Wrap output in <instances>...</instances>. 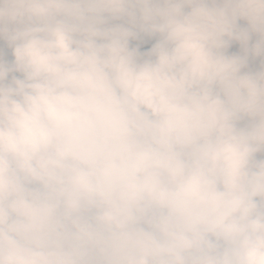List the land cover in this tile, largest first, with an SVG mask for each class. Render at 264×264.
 Returning <instances> with one entry per match:
<instances>
[{
    "label": "clouds",
    "instance_id": "1",
    "mask_svg": "<svg viewBox=\"0 0 264 264\" xmlns=\"http://www.w3.org/2000/svg\"><path fill=\"white\" fill-rule=\"evenodd\" d=\"M0 41V264H264V0H0Z\"/></svg>",
    "mask_w": 264,
    "mask_h": 264
},
{
    "label": "rangeland",
    "instance_id": "2",
    "mask_svg": "<svg viewBox=\"0 0 264 264\" xmlns=\"http://www.w3.org/2000/svg\"><path fill=\"white\" fill-rule=\"evenodd\" d=\"M242 24L244 23V22H241ZM145 39H147L146 41H145V43L147 44V45H150L149 47H151L152 46V44L155 42V39L154 38H145ZM144 39V40H145ZM254 39H255V37H254ZM143 41V40H142ZM142 41H134L133 43L134 44H136V43H139V45H140V50L141 51H147V50H143V47H142ZM233 43H237V42H233ZM232 43V45H231V47L228 49V53L229 54H232V53H236V54H242V50H241V46H240V44H233ZM0 47H2V48H5L6 49V45H5V43L3 42V41H0ZM6 51H9V53H10V50H7L6 49ZM260 66H261V58H251L250 57V60H249V67L247 68V69H245V70H253V71H255V70H259L260 69Z\"/></svg>",
    "mask_w": 264,
    "mask_h": 264
},
{
    "label": "trees",
    "instance_id": "3",
    "mask_svg": "<svg viewBox=\"0 0 264 264\" xmlns=\"http://www.w3.org/2000/svg\"><path fill=\"white\" fill-rule=\"evenodd\" d=\"M147 39H145V40H143L142 41V47H143V50H148V49H150V45H147L146 43H145V41H146Z\"/></svg>",
    "mask_w": 264,
    "mask_h": 264
},
{
    "label": "crops",
    "instance_id": "4",
    "mask_svg": "<svg viewBox=\"0 0 264 264\" xmlns=\"http://www.w3.org/2000/svg\"><path fill=\"white\" fill-rule=\"evenodd\" d=\"M233 44H239V43L237 42V43H233Z\"/></svg>",
    "mask_w": 264,
    "mask_h": 264
}]
</instances>
